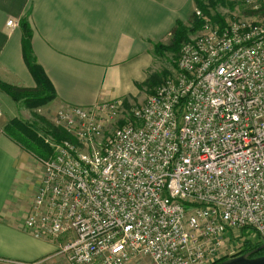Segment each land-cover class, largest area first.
<instances>
[{
	"label": "built area",
	"instance_id": "obj_1",
	"mask_svg": "<svg viewBox=\"0 0 264 264\" xmlns=\"http://www.w3.org/2000/svg\"><path fill=\"white\" fill-rule=\"evenodd\" d=\"M195 12L202 28L142 104L54 113L74 140L47 139L24 228L63 240L70 264H216L243 229L264 239V17Z\"/></svg>",
	"mask_w": 264,
	"mask_h": 264
},
{
	"label": "crops",
	"instance_id": "obj_2",
	"mask_svg": "<svg viewBox=\"0 0 264 264\" xmlns=\"http://www.w3.org/2000/svg\"><path fill=\"white\" fill-rule=\"evenodd\" d=\"M194 7V0H0V84L37 85L25 59L26 20L32 58L55 89L54 113L132 99L155 59L154 44L178 21L186 24ZM10 19L19 25L9 26ZM11 98L0 86V264H70L63 240L36 238L23 227L41 176L39 158L5 132L18 117L5 107Z\"/></svg>",
	"mask_w": 264,
	"mask_h": 264
},
{
	"label": "trees",
	"instance_id": "obj_3",
	"mask_svg": "<svg viewBox=\"0 0 264 264\" xmlns=\"http://www.w3.org/2000/svg\"><path fill=\"white\" fill-rule=\"evenodd\" d=\"M194 3V11L192 17L190 18L192 22L189 21V24H185L182 21H178L175 28L173 29V32H171L170 43L158 42L154 44V52L157 56L165 55V53L167 52H173L179 56L183 43L188 41L193 33L198 32L202 28V20L197 16L195 12L196 7L200 8L206 15L210 17V7L213 8L218 4H227L231 2H228V0H194ZM250 12H252L253 14L261 13L264 15V2L259 9L251 10ZM213 19L216 20V22H221V24H224L225 22V20H223L219 15L213 16ZM21 24L25 29V38L23 42L25 59L29 66V69L37 80V85L34 88L18 87L8 84L3 85L8 90H10V93L13 94H16L18 92L29 93L30 96H28V99L32 101V103H28V106L36 107L43 103L51 101L54 97H56L55 89L42 67L38 65L32 58L30 47L31 32L30 27L28 26V22H26V20H22ZM166 72L167 71H165V73ZM160 76L161 75L157 72H151L148 74L143 84L151 89H154L162 81V77ZM166 78H164V80ZM126 102L127 101H125V105L127 106ZM35 116V118L38 120V127H40L41 130L44 131L43 134L38 129H36L37 127L35 128L19 117H14L8 122V124L5 126V132L9 137L19 143L25 150L34 154L37 158H47L52 154L53 148L47 140L49 139V137L51 139H55L56 141H61L63 139L74 140V137L70 133L66 132L63 128L56 126L55 123H52L49 119L38 114H35ZM246 231V229L242 230L243 233ZM262 244L263 241L254 243V245H250L247 248L243 249L242 253L253 250ZM254 255H264V249Z\"/></svg>",
	"mask_w": 264,
	"mask_h": 264
},
{
	"label": "rangeland",
	"instance_id": "obj_4",
	"mask_svg": "<svg viewBox=\"0 0 264 264\" xmlns=\"http://www.w3.org/2000/svg\"><path fill=\"white\" fill-rule=\"evenodd\" d=\"M228 2H231V3L218 4L216 7H213V8L210 7V9H209L210 10V17L209 18H211V20L213 22H216V20L213 19V16H215V15H219L223 20H225V22L228 19H251V18L257 19V18L264 17V15L261 13L253 14L252 12H250L251 10L259 9L261 7L262 3L264 2V0H228ZM189 21L192 22V20L189 19L186 22V24H189ZM218 23L221 24V22H218ZM193 35H195V33H193L192 36ZM170 38L171 37H168V39H166L164 42L170 43L171 42ZM154 54H155V52H154ZM178 58H179V56L173 52H167V53H165V55H161V56H157L155 54V59L153 60V63L148 70V74L151 72L152 73L153 72L159 73L161 75L160 77H162L161 82H163L164 78L175 73V70L177 68ZM165 71H167V72L165 73ZM0 86L9 94V98L12 97L11 99H8V101L5 102V105H6L5 107L8 109V111H16V114L18 115L19 118H21L25 122L31 124L35 128L37 127L36 129H38L42 134L44 133V131L41 130L40 127H38V124H37L38 120L35 118L36 117L35 114L41 115V116L49 119L52 123H54V109H53V106L51 105L50 101L43 103V104L36 106V107H29L28 103H32V101H30L28 99V96H30L29 93L18 92L16 94L15 93L13 94V93H10L9 92L10 90H8L3 84H0ZM138 86H139L138 87L139 91L134 98H132V99L123 98L122 99L123 101H127L126 107H127V111H129V112H130V109L132 107L142 104L146 100V98L150 94H152L153 91L157 88V86H156L154 89H151L148 86L144 85L143 83L138 84ZM125 122H126V119H125V115L123 113L116 119V122H113V124L110 127L111 128L114 127L115 123L123 124ZM39 162H37V168L39 170V176H41V174L43 172V166H42L40 159H39ZM34 197H35V194L32 198H31V195L28 194V198H27V200H28V202H27L28 213L31 210ZM26 217H25V219H26ZM23 227H24V224H23ZM245 234L247 236L241 234V238H237L235 240L234 245H232L228 248L227 253L225 254V256H222V258L220 260H222V259L224 260V259H228V258L237 256V255H240V254H242L243 249L247 248L250 245H254V243H257L259 241H263V243H264V239H262L261 236H258L253 232H249L247 230L245 232ZM232 241H234V239H232ZM140 263L141 264H147L148 259L147 258L144 259L143 262L141 260ZM22 264H25V263H22Z\"/></svg>",
	"mask_w": 264,
	"mask_h": 264
},
{
	"label": "water",
	"instance_id": "obj_5",
	"mask_svg": "<svg viewBox=\"0 0 264 264\" xmlns=\"http://www.w3.org/2000/svg\"><path fill=\"white\" fill-rule=\"evenodd\" d=\"M264 249V243L253 250L224 259L216 264H264V255H254Z\"/></svg>",
	"mask_w": 264,
	"mask_h": 264
}]
</instances>
